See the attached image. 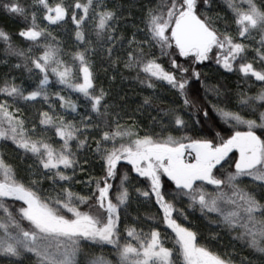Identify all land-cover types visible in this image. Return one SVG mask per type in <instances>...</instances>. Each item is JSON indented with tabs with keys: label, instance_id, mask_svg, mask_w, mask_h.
<instances>
[{
	"label": "snow or ice",
	"instance_id": "1",
	"mask_svg": "<svg viewBox=\"0 0 264 264\" xmlns=\"http://www.w3.org/2000/svg\"><path fill=\"white\" fill-rule=\"evenodd\" d=\"M244 4L246 7H240L234 0H227L236 26L233 35L227 27L224 31L217 27L219 16L214 18L200 10L201 6L210 7L211 0H161L156 7L147 9L144 28L138 29L143 32L144 39L138 40L133 33L124 48L125 38L115 35L113 22L117 13L114 10L97 11L98 5L93 0H74L70 4L63 0L54 4L51 0H35L33 7L43 11V19L50 25H58L70 17L77 29L75 39L82 45L93 43L82 26L89 19L95 21L97 41L111 64L123 63L124 68L135 71L136 79L149 89H155L157 82H166L183 98V108L195 106L187 93V74L191 72V76L199 80L201 73L179 64L176 57H183L190 64H202L214 55L215 62L227 72L236 71L244 78H255L262 85L256 96L241 100L242 109H248L256 116L254 119L245 118L240 111H226L213 105L232 128L226 136L217 132L214 139L171 134L163 137L152 131L141 134L134 130L135 124L122 126L118 122L112 131L105 124L96 140L104 175L88 181L89 186L95 185L88 195L73 193L63 185L55 197L42 196L39 190L44 180H51L53 185L73 180L77 160L72 142H76L77 149L87 143L86 138H80L83 135L80 127L57 115L49 104L50 111L40 113L39 125L43 127L37 134L36 126L30 130L26 128L20 109L12 111V108L18 100L48 101L51 72L57 83L81 94L97 116H107L110 105L105 97L108 94L103 88L96 90L89 58L90 52L97 54V49L86 46L72 53L70 64L61 58L58 45L46 44L42 54L33 56L31 49L25 52L13 48L9 34L0 30V40L7 45L6 51L23 57L24 67L29 72L34 67L42 74L38 85L27 92L14 82L5 81L0 88V94L11 100V103L9 99L0 102V139H10L25 154L30 153L36 162L35 171L29 165L30 176L39 174L40 177L29 178L25 183L16 169L0 157V258L6 264H25L26 260L29 264H175L174 255L182 264H232L226 254L221 255L201 244L197 231L177 222L179 217L188 219L175 203L183 198L187 199L189 208L198 207L204 215L215 214L211 222L218 228L236 232L235 239L264 254V111H260L264 109V0L259 4L257 0H244ZM2 7L12 14L29 15V9L19 0H6ZM31 19V27L21 31V37L33 42H38L42 36L55 41L50 31L37 25L35 10L31 12ZM253 33L261 35L260 47L254 49L256 57L249 60V45L244 41ZM154 48L159 49L160 57H169L170 69L160 62V57L152 51ZM257 61L259 68L254 66ZM15 66L21 67L20 64ZM215 91L219 96V89ZM55 95L61 108L76 112L75 101L59 93ZM256 101H259L258 106ZM150 103L151 97L146 96L144 104ZM201 111L205 121L210 119L208 111L202 109H197L189 119ZM180 113V108L164 110L158 121L162 131L168 125H174L176 131L187 129L189 120ZM195 123L199 124L200 120ZM241 126L246 130H241ZM93 127L99 129L100 125ZM49 130H54L62 141L59 148L45 135ZM257 130H260L259 135ZM233 152L238 153L235 171L227 175L215 174L217 165ZM121 161L150 182V190L137 188L136 191L145 198L154 195L163 212V222L175 234L173 248L165 246L161 233L155 229L145 233L143 229L138 231L135 226L126 225V236H121L120 208L130 199L125 186L129 180L127 172L120 179L115 202L110 196L114 187L110 180L117 178ZM68 169L73 170V175L66 174ZM162 176L174 184V189L167 193L163 191ZM245 177L250 178L255 187H241ZM206 186H213V190L209 191ZM4 198L21 203L10 208ZM82 206H87L88 210H82ZM174 213H177L175 217ZM105 246H111L107 253L100 251L98 254L93 250Z\"/></svg>",
	"mask_w": 264,
	"mask_h": 264
},
{
	"label": "trees",
	"instance_id": "2",
	"mask_svg": "<svg viewBox=\"0 0 264 264\" xmlns=\"http://www.w3.org/2000/svg\"><path fill=\"white\" fill-rule=\"evenodd\" d=\"M6 0H0V30L5 31L11 37V44L13 48L24 50L31 49L33 56L42 54L43 47L46 44L58 45L61 53L60 56L63 60L71 64V54L76 51L83 50L87 45H82L75 39L76 25L71 21L70 17L58 25H50L43 19V11L39 7H33L35 0H19V2L29 9V15L27 17L18 14H12L7 12L2 4ZM54 4L58 0H51ZM64 3L70 4L74 0H63ZM98 5L97 11L101 10H114L117 13V19L113 22L115 27V35L117 37H124V48H127L126 41L131 39L132 34H137V39H144L142 30L144 28V17L148 8H154L161 0H93ZM234 2L240 7H246L244 0H234ZM260 0H257L259 4ZM36 11V23L41 28H46L55 37L53 41L50 37H41L38 42L29 41L24 37H21L19 33L27 28L31 27L32 19L31 12ZM202 12H206L212 17L219 16L217 20V27L224 31L225 28L233 34H236L235 24L232 21L233 13L231 9L227 7V0H211V6H201ZM82 14V13H80ZM83 30L87 34L88 38L93 41L92 45L87 47H95L97 54L89 53V58L93 65L94 72V85L97 91L103 88L108 94L105 97V102L110 105L109 114L107 116H97L95 112L91 110L90 104L85 98L77 93L57 83V78L49 74L51 81L48 91L49 100L43 101L38 99L34 102H25L18 100L13 106L12 111L20 109L23 118L25 119V126L28 130L34 126L37 127V134H39L43 126L39 125L40 113L44 111H50L49 104L53 106V110L57 115H62L66 120H71L77 124L83 135L81 139H87V143L84 147L77 149L76 142H72L73 150L76 153L77 164L75 166V172L73 170H66V174L73 175L71 182L60 181L56 185L52 184L51 180H44L39 186L40 194L42 196L55 197L60 192V187L63 185L65 188H69L73 193L79 195H88L95 189L94 183L89 186L88 181L92 178H99L104 175L102 169L103 161L100 159V155L96 152V140L100 138V129L105 127V124L115 131L116 123L118 122L122 126L136 125L135 131L143 134L145 131H152L160 133L163 137L171 134L173 136L190 135L196 137H206L214 139L216 133L219 132L222 136L228 135L232 128L229 124H226L221 115L213 108V105H217L226 111H240L241 115H245L247 119L256 118L248 109L243 108L241 105L242 98L256 96L261 90V82L255 81V78H244L240 73L233 71L227 72L214 60H207L202 64H190L183 57H176L179 64L195 69L201 73L200 79L197 80L191 76V72L187 74L189 83L187 85V93L189 98L194 102V107L183 108V98L179 95L176 89L167 85L166 82H157L155 89H149L145 84L139 82L136 79V72L129 71L124 68L123 63L118 65L111 64L104 53L101 43L97 41L95 34V21L89 19L82 26ZM261 35L253 33V36L244 41L249 45L248 59L253 60L256 57L254 49L260 47ZM106 46V45H105ZM7 45L3 40H0V88L4 86L5 81L23 87L26 92L33 90L39 82L42 74L38 70L34 69L29 72L28 68L24 67L25 59L13 55L6 51ZM157 57H160V51L158 48L152 49ZM160 62L163 63L166 69H170L169 57H160ZM20 64L21 67L17 68L15 65ZM259 68L260 64L257 61L254 65ZM29 67H32L29 64ZM178 78L180 74L177 73ZM141 78L143 74L141 73ZM82 80V74H81ZM215 89H219V96H217ZM59 93L62 96L68 97L75 101L77 104L76 112H71L70 109H64L60 107V102L55 95ZM151 97L150 104H144V98ZM5 99L3 94H0V102ZM11 103V100L9 99ZM255 104L258 106L259 101ZM169 108H180L181 115L185 120H189V127L182 131H176L174 125H168L166 129L162 131L161 124L158 122L164 110ZM197 109L207 110L210 119L204 120L202 111L200 114L192 115L197 112ZM264 111V109H260ZM91 117V120H89ZM155 118V120L153 119ZM199 119L200 123L196 124L195 121ZM167 123V118H165ZM99 124L100 128L93 127V125ZM241 130H246L241 126ZM257 134H260V130H257ZM49 138V142L56 148H59L62 141L55 135L54 130H49L45 134ZM34 139L37 136L33 137ZM215 142H219L216 139ZM0 157H2L8 164L12 165L19 176L25 183L29 178L37 179V176H30L29 165H32V170H36L35 159L30 153L25 154L22 149H18L16 145L10 140L0 139ZM237 159L236 154L232 153L222 161L220 165L214 169V173L217 175H227L229 172H234V161ZM127 172L129 180L125 183L130 192V199L126 206H121V222L120 230L121 236H126L124 228L126 225L135 226L137 230L143 229L145 233L150 229L158 230L161 233V237L166 247L173 248L175 245V234L169 229L166 223L163 222V212L159 208V205L155 202L154 195L150 198H145L136 191L137 188L141 190H150V182L143 177H139L132 169L130 165H127L125 161H121L118 165V176L115 180H110V183L114 185L110 192V196L115 202L116 189L120 185V179L124 173ZM163 191L165 193L174 189V184L166 177L162 176ZM255 187L252 184L250 178H243L241 187ZM209 191L213 190V186H206ZM259 192V189H257ZM171 199V197H166ZM4 202L11 207H18L21 202L13 201L11 199L4 198ZM177 209H182L187 215L188 219L179 217L178 223H182L186 227H191L198 233V241L201 244L206 245L214 252L221 255H227V258L232 260V264H264V254H261L249 247H247L243 241L235 239L237 233L230 232L223 228H218L215 223H212L215 219V214L204 215L200 212L199 208L192 209L188 207V201L186 198L177 200ZM82 210L87 211V206H82ZM2 215V213H0ZM177 213H174V217ZM27 226V222H24ZM134 242V241H133ZM111 246H105L103 249L94 248L98 254L100 251L105 253L110 251ZM174 261L178 264V259L182 260L174 255ZM0 264H6L3 258H0ZM25 264H29L26 260Z\"/></svg>",
	"mask_w": 264,
	"mask_h": 264
},
{
	"label": "rangeland",
	"instance_id": "3",
	"mask_svg": "<svg viewBox=\"0 0 264 264\" xmlns=\"http://www.w3.org/2000/svg\"><path fill=\"white\" fill-rule=\"evenodd\" d=\"M210 60H214L215 61V56L213 55V57L210 59ZM233 153H235L236 154V157H237V159H238V153H236V152H233ZM230 154H232V153H230ZM229 154V155H230ZM218 166V165H217ZM175 262V261H174ZM175 264H177V262H175ZM178 264H182V262L178 259Z\"/></svg>",
	"mask_w": 264,
	"mask_h": 264
}]
</instances>
